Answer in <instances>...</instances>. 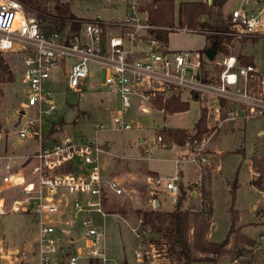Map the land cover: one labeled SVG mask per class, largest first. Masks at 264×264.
<instances>
[{
	"label": "built area",
	"instance_id": "obj_1",
	"mask_svg": "<svg viewBox=\"0 0 264 264\" xmlns=\"http://www.w3.org/2000/svg\"><path fill=\"white\" fill-rule=\"evenodd\" d=\"M145 4L144 0H130L125 17L119 21L74 18L62 30L46 33L20 0H0V52L16 53L21 64L25 103L15 112L18 133L38 143L34 152L4 156L23 160L6 163L2 182L18 194L11 199L0 194V214L37 215V264L109 261L105 229L96 224L92 213L105 215V189L120 195L124 187L114 176L105 178L107 145L75 139L59 128L56 133H44V119L58 108L56 93L64 91V84L73 91L81 90L93 65L104 71L103 84L120 95V106L113 114L119 129L132 126L126 112L135 97L151 102L155 95L181 96L185 91L213 101L220 122L264 117V73L254 63L241 64L237 55L222 54L214 69L202 71L201 56L172 50L154 34L156 26L149 21ZM73 22H79V28H74ZM262 29L260 13L243 8L232 11L228 33L233 37L253 36ZM150 152L151 147L146 149ZM193 153L190 161H207L203 143ZM181 161L175 159L176 165ZM148 182L153 189H167L173 202L178 201V170L171 176L150 175ZM83 193H96V198L85 200L80 197ZM79 225L82 241L75 243L71 227ZM254 246L260 254L257 264H264V230L254 239ZM12 254L19 255V250H12Z\"/></svg>",
	"mask_w": 264,
	"mask_h": 264
},
{
	"label": "rangeland",
	"instance_id": "obj_2",
	"mask_svg": "<svg viewBox=\"0 0 264 264\" xmlns=\"http://www.w3.org/2000/svg\"><path fill=\"white\" fill-rule=\"evenodd\" d=\"M57 1L58 3H68L71 13L77 19L100 17L108 21L124 16L129 0H43L42 4L47 9L53 10ZM144 1L148 3L151 0ZM181 1L183 0H176L177 10ZM257 1L228 0L226 10L229 9L232 13L233 7H240L250 12L253 9H249L253 8ZM262 2L264 3V1ZM183 28L185 27H180V29L176 27L174 31L170 32L168 48L189 52L195 57L200 56V52L207 45L206 35L203 32L189 31ZM254 36L256 38H252ZM226 46L229 54L238 55L241 52H246L254 56L258 68L264 73V29L253 36L233 37ZM222 54L224 53L216 54L212 60L206 56L204 66L209 70L214 69L215 61ZM4 55L14 70L15 80L0 81V194H5L11 199L18 193H12L11 189L8 190L2 182L1 176L6 172V163L14 164V162H21L23 159L15 157V161H12L4 156H21L34 152L38 148V143L30 137L22 138L18 133L19 125L16 124L15 112L25 103V95L22 92L23 84L21 83V64L16 53H4ZM91 72L92 74L87 77L81 90L73 91L64 84V91L60 94L56 93L58 108L44 119L45 135L50 133L52 124L57 123L59 126L57 129H61L62 134L67 133L75 139L84 141L96 140L100 143H109L111 152H117L119 146L123 145L125 150L132 151L135 155L139 153L138 156L145 154V151H142V147L135 142L139 138H145L143 150L146 147H151L152 152L150 159L140 161L148 168L158 170L162 176L174 174L175 167L169 158L171 156L178 157L182 152L192 155V152L187 146H174L173 149L160 146L156 139V132L164 127L193 129V125L200 116L201 105L208 106L209 99L195 98L185 91L180 97L189 100V109L170 114L152 106L149 101L139 100L135 97L129 107L130 113L126 116L132 126L128 129H119L114 122L113 114L115 109L120 106V95L103 84L104 71L100 70L98 66L93 65ZM144 106L147 107V110L143 109ZM59 121L62 124H59ZM101 123L103 127L100 126ZM210 123V132L203 140L206 142L204 151L208 158L207 164L202 168L203 179L206 182L211 168L215 167L216 162L212 161L215 156L212 154L216 153L215 147H219L218 149H222V152L218 155L223 158V168L225 172L227 171L225 177H227L230 187H234L237 181L239 185L234 191V208L240 214V220L235 221V228H239V230L234 233L230 232L225 254L214 260L201 259L193 262L194 264H257L260 262V254L255 249L254 239L256 240L264 230V177L260 168L264 166V117L248 121L238 119L220 122L215 119L213 109ZM120 164L114 162L106 164L105 161L104 173L105 178L114 176L117 179V175L122 174L123 179L120 181L124 192L116 195L109 189H105L102 196V208L105 215L93 212L92 216L96 224L105 229L104 242L109 257L107 264H143L136 256V250L139 249L141 240L133 228H136L141 234L140 237H144L146 241L150 238L155 241L160 240L163 233V227L161 228L158 222L154 224V233L151 236L150 228L141 221L145 206L144 200L153 199L157 197L158 193L162 209H173L176 203L173 202L167 189L156 190L150 187L146 178L144 179L147 171L139 162H130L127 165L122 164V166ZM115 166L117 167L115 168ZM249 167L252 168V171L250 181H247ZM137 170L142 172L128 173V171ZM221 172L223 173V170ZM235 172L238 174V178L235 177ZM252 181L253 183L260 181V188L257 184L256 187L251 186L249 182ZM203 189L208 190L205 185L201 192ZM185 193L187 194V191ZM201 195L203 197L202 193ZM232 195L233 193L227 190L226 181H223L215 194V218H211L209 232V238L212 240L224 239L231 227ZM69 196L71 197V195ZM80 197L89 200L96 198V193H83ZM151 207L155 209L152 200ZM183 207L192 210L187 200H183ZM214 220H216L217 227L212 232ZM243 226L244 229H242ZM71 230L74 233L80 232L81 234L82 232L80 225L71 227ZM245 236L252 238L253 243H248ZM37 237L38 217L36 214L32 212L0 214V247H2L0 264L37 262L34 254L37 248ZM15 248H19L21 251L18 258H15L11 252ZM200 255L202 254L199 252L195 254L198 258L203 257Z\"/></svg>",
	"mask_w": 264,
	"mask_h": 264
},
{
	"label": "trees",
	"instance_id": "obj_3",
	"mask_svg": "<svg viewBox=\"0 0 264 264\" xmlns=\"http://www.w3.org/2000/svg\"><path fill=\"white\" fill-rule=\"evenodd\" d=\"M25 6L27 12L34 16L42 29L46 33L54 30H62L69 24L71 19H77L71 11L68 3H56L53 10L47 9L43 0H20ZM228 0H183L176 8V0H151L145 4L148 10L149 21L156 26L152 31L165 44H168L170 32L176 27L192 28L194 31L203 32L206 35L207 45L200 52L201 69L206 72V49H214L216 54L223 52L229 54L227 46L233 39V35L228 33L232 24V13H224L223 6ZM79 22H73L74 28H79ZM256 38V36L252 37ZM238 60L241 64L253 63L252 56L238 54ZM14 81L15 74L12 66L6 59L4 53L0 52V81ZM152 104L164 110L166 113H176L186 111L190 107L187 99H182L179 95L168 97L155 95L151 97ZM225 116V113L222 114ZM59 124H62L59 121ZM57 123L52 124L51 132H55ZM208 125V107L202 106L200 116L196 121L193 129L186 127H164L156 132L165 145L189 144L193 150L199 147L205 136L210 132ZM264 177V166L260 167ZM261 181V180H260ZM260 181L256 184L260 188ZM236 187H232L233 193L231 212V227L225 238L217 241L209 238L211 229V216L213 214L212 200L210 191L203 189V209L193 211L183 207L185 190L180 186V195L174 209L167 212L170 219L168 227V252L175 254L176 258L183 260V264H192L196 260H214L227 252L226 244L229 242L230 232H238L235 228V221L239 219L238 210L234 208ZM207 205V207H206ZM145 222L151 219L160 218L159 209H153L146 212ZM147 219V220H146ZM144 222V220L142 221ZM158 223V222H154ZM153 224V229L155 225ZM192 235V240L190 237ZM248 243L252 244L253 240L245 236ZM195 251L203 254V257H196Z\"/></svg>",
	"mask_w": 264,
	"mask_h": 264
},
{
	"label": "crops",
	"instance_id": "obj_4",
	"mask_svg": "<svg viewBox=\"0 0 264 264\" xmlns=\"http://www.w3.org/2000/svg\"><path fill=\"white\" fill-rule=\"evenodd\" d=\"M130 1V0H129ZM127 1V6H126V12L124 14V16H122L121 18H117V19H111V20H108L107 22H111V21H119L121 19H123L128 11V2ZM264 1V0H262ZM261 0H258L255 5L253 6V8H250L249 10H252L256 13H260L261 16H263V13H264V3L262 2ZM228 5V1L225 3V5L223 6V9L222 11L223 12H230V10H226L227 6ZM237 8H240V7H233L232 9H237ZM231 9V10H232ZM244 9V8H243ZM232 10V11H233ZM246 10V9H245ZM98 19H101L100 17H96ZM264 18V17H263ZM103 20V19H101ZM106 21V20H104ZM242 54H245V55H248V56H252L250 54H247L246 52H241ZM253 58V63L258 67L257 63H256V60H255V57L252 56ZM192 97H195V98H204V97H200V96H192ZM210 104L207 106L208 107V125L209 127L211 126V123H210V118L212 116V112H213V109L215 111V108H216V105L214 104L213 101L209 100ZM152 104V102H150ZM152 106H154L152 104ZM204 106V105H201V107ZM155 107V106H154ZM161 111H164L162 109H159ZM165 112V111H164ZM130 113V109L127 110L126 112V116L127 114ZM215 119L218 120L217 118V115H216V111H215ZM196 123V122H195ZM195 125V124H194ZM193 125V127H194ZM57 126H55V131L58 132V129H57ZM192 127V128H193ZM187 128V127H186ZM55 132V133H56ZM130 138V137H129ZM134 138V137H133ZM156 139L159 143L160 146L162 147H165V148H168V149H173L174 146H181V147H188L191 152H192V155H189L188 152H182L179 154L178 157L176 156H171L169 159L171 160V162H173L174 164V174L176 173V171L178 170V173H179V185L183 186V190L187 191V194H185V198L184 200H187L189 205L191 206L190 209H192L193 211H201L203 209V198H202V195H201V189L205 187L210 191V194H211V200H212V205H213V214L211 216V218L213 217V219L215 218V205H216V202H215V199H216V192H218V190L220 189V186L222 185L223 181H226V187H227V190L230 192L232 187H230V184L228 182V179L227 177H225L227 175V171L225 172L224 168H223V158L220 157V152H222V149H218L219 147H215V154H212L213 156H215V158L212 159V161H215L216 162V165L215 167L211 168V173L209 175V177L207 178L206 182H204V179H203V173H202V168L207 164V161L205 162H192L190 161V159L194 156V150L192 149V147L189 145V144H185V145H178V144H171V145H165L161 140L159 141L158 140V137L156 135ZM145 138H139L137 139V141L135 142V144L139 145L140 147H142V151H145V154L143 155H140L138 156V154H133L132 151H127L125 150V148L122 146H119L118 148V151L117 152H111L110 151V146H109V143H105L107 145V148L109 149L108 153L105 154V157H104V163L106 161V164H108L109 162H114V163H117V164H120L122 166V164H129L130 162L131 163H134L135 161L136 162H139L141 165H143L145 167V171L147 174L146 176H144V179L146 178V181L147 183L149 184L148 182V178L150 175H158V176H162L160 175L159 171L158 170H154V169H150L148 168L145 164H143L142 161L140 160H145V159H150V154H147L146 153V149L149 148V147H146L145 150H143V144L145 143ZM206 142H203V147L205 146ZM36 150V149H35ZM28 154V153H27ZM210 154V153H209ZM222 154V153H221ZM177 158H181L182 161L181 163H179V165L177 166L176 163H175V159ZM208 159V158H207ZM117 166H115L116 168ZM223 170V173L221 172ZM114 171H117V170H114ZM251 171H252V168L249 167V171H248V174L249 176L247 177V181L249 180L250 178V174H251ZM142 171L140 170H137V171H128L129 174H138ZM174 174H171V175H174ZM228 174H229V171H228ZM234 174V173H233ZM171 175H168V176H171ZM118 179H123V176L122 174H118L117 175ZM235 177L238 178V174L235 172ZM196 181H200L201 182V187H199L197 184H196ZM250 181V180H249ZM249 184L253 187H256V183H253L252 182H249ZM150 185V184H149ZM238 181L235 185L236 188H238ZM151 187V185H150ZM150 192H152L150 190ZM189 192V193H188ZM158 196L159 194L157 193V197H154L153 199H145L144 200V210L142 211V221L144 220L143 223H145L149 228H150V235L152 236V234L154 233L153 232V224L154 222H159V225L161 226V228L163 229V233L161 234L160 236V240H153V238L150 240L148 239V241H146L144 239V237H139L140 238V246H139V249L136 250V256H137V259L142 262L143 264H183V260H180L178 258H176L175 254L173 253H170L168 252V245H169V241H168V227L170 226V219L168 217V214L167 212H170L172 211L173 209H162V203H161V200L158 199ZM158 199L159 200V207L158 209L160 210L161 212V215H160V218H156L154 219V222H152L153 220L151 219L150 221H146L145 222V213L146 212H151L153 210V208L151 207V200H152V205H154V201ZM257 206V204L255 205V207ZM254 207V208H255ZM155 208V206H154ZM186 208V207H185ZM157 209V208H155ZM239 217H240V214H239ZM147 220V219H146ZM240 220V218H239ZM240 222V221H239ZM243 223V222H241ZM217 227V223H216V220L213 221V225H212V229L214 232V229H216ZM242 229H244V226L242 227ZM190 237H191V240H192V235L190 234ZM82 241V239H80V232H76L75 233V240L74 242L75 243H79V241ZM2 249V247H0V250ZM13 250H19V254L21 253L20 249L19 248H15ZM35 251V250H34ZM12 252V251H11ZM198 251H195L194 254H196ZM200 253V252H199ZM202 254V253H201ZM174 256V257H172ZM200 256H203L200 255ZM15 258H18V255L15 256ZM176 258V259H174ZM22 264V263H21ZM27 264H37V262H30V263H27ZM128 264V263H126ZM194 264V262L192 263Z\"/></svg>",
	"mask_w": 264,
	"mask_h": 264
},
{
	"label": "water",
	"instance_id": "obj_5",
	"mask_svg": "<svg viewBox=\"0 0 264 264\" xmlns=\"http://www.w3.org/2000/svg\"><path fill=\"white\" fill-rule=\"evenodd\" d=\"M215 55H216V51H215L214 49H212V48H210V47H208V48L206 49V56H207L208 59H210V60L214 59ZM58 127H59V126H58ZM159 205H160L159 200L156 199V200L154 201V206H155V208H158Z\"/></svg>",
	"mask_w": 264,
	"mask_h": 264
}]
</instances>
